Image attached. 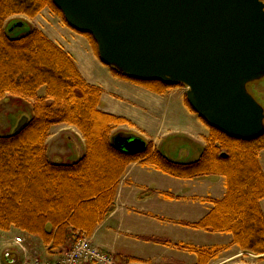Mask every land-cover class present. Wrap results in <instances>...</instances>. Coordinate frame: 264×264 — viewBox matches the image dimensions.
<instances>
[{
	"label": "trees",
	"instance_id": "obj_1",
	"mask_svg": "<svg viewBox=\"0 0 264 264\" xmlns=\"http://www.w3.org/2000/svg\"><path fill=\"white\" fill-rule=\"evenodd\" d=\"M46 8L65 22L51 0H0V100L9 96L33 102L27 123L16 133L0 135V230L17 228L38 237L50 253L65 247L70 236H91L113 212L126 169L141 163L177 179L224 177L225 198L207 199L213 205L210 214L185 225L231 235L245 254L264 257V132L242 140L209 127L206 147L192 163L171 161L150 143L143 153H124L114 146L112 133L131 123L102 111V89L85 81L71 55L39 29L10 33L6 28L12 17L34 19ZM84 36L98 56L94 40ZM110 70L155 94L177 87ZM43 87L46 96L40 97ZM62 124L77 128L85 140V155L73 164L53 163L47 155L50 130ZM181 247L198 256L197 264H208L226 249Z\"/></svg>",
	"mask_w": 264,
	"mask_h": 264
},
{
	"label": "water",
	"instance_id": "obj_2",
	"mask_svg": "<svg viewBox=\"0 0 264 264\" xmlns=\"http://www.w3.org/2000/svg\"><path fill=\"white\" fill-rule=\"evenodd\" d=\"M51 1L69 28L94 40L105 66L132 80L187 87L193 112L231 138L263 134L264 107L248 85L264 78V0ZM113 144L126 154L147 149L136 135H116Z\"/></svg>",
	"mask_w": 264,
	"mask_h": 264
},
{
	"label": "crops",
	"instance_id": "obj_3",
	"mask_svg": "<svg viewBox=\"0 0 264 264\" xmlns=\"http://www.w3.org/2000/svg\"><path fill=\"white\" fill-rule=\"evenodd\" d=\"M32 24L71 55L88 84L102 89V111L131 123L119 129L152 143L161 153L167 143L173 144L180 139H186L205 149L210 129L186 105L183 98L182 109L191 125L180 126L176 113L179 103L175 108L171 98L176 90L159 95L116 78L110 68L95 54L89 40L66 26L48 8L35 17ZM12 98L8 96L4 101L9 103ZM17 101H20L21 105L26 103L27 106L22 107L30 114L25 116L29 120L33 114L32 101ZM71 129L76 130L66 125L51 128L47 140V154L52 161V153H57L55 155L62 158L58 153H61L64 135L74 133ZM68 139L73 141L71 137ZM80 154L82 157L83 153ZM260 162L264 171V152L260 154ZM226 193L224 177L176 179L153 167L141 163L131 164L120 180L113 212L90 236L91 242L112 257L115 264H197L198 256L181 246L197 249L226 248L217 259L209 261L208 264H241L246 257L264 259L245 254L233 245L231 235L206 232L185 225L206 218L213 209L207 199L221 200L225 198ZM166 194L173 195L175 199H168ZM261 209L264 214V201L261 202ZM18 232L21 233L16 229L9 232L0 231V264H14L11 262L19 261V257L23 256L17 251L18 247L14 243L16 237L25 239L29 254L31 250L39 253L35 247L31 249L34 245L30 237L39 238L25 233L22 234L28 237L21 236ZM6 233L9 237H5ZM70 246L69 240L64 248L49 255V258L59 259ZM7 254H10L9 262L5 259Z\"/></svg>",
	"mask_w": 264,
	"mask_h": 264
},
{
	"label": "rangeland",
	"instance_id": "obj_4",
	"mask_svg": "<svg viewBox=\"0 0 264 264\" xmlns=\"http://www.w3.org/2000/svg\"><path fill=\"white\" fill-rule=\"evenodd\" d=\"M56 16L58 19H60L65 24V22L58 15H56ZM32 20L33 19H30V18L23 16V15L12 17L11 19H9L7 21L6 28L11 27L12 24H14L16 22H24L25 27L22 29H18L16 32H20V31L27 32L30 29H38V28L34 27V25L32 24ZM171 90H173V89H171ZM174 90H176V92L172 93L171 98H172V104L175 108H176L177 103H179L178 104V111H176V113H178L180 126L181 127H188L191 125V123L189 122L187 115L185 114L184 110L182 109V103H181V98H183L185 100V103H186L187 87L177 86L176 88H174ZM169 91H167V92H169ZM248 91L254 96V98L258 101V103L264 107V78L257 81V82H254L252 84H249L248 85ZM38 95L40 97L46 96V89L44 87L41 88ZM17 99L13 97L9 103H6L4 101L5 99L0 100L1 101L0 102V135L1 136H6V135L11 134L16 129L18 123L22 120L23 117H25L26 115L30 116V114L27 112L26 108L22 107V106H27L26 103L21 105V102L17 101ZM186 105H187V103H186ZM32 109H33V106H32ZM20 113H21V115H19ZM21 116H22V118L20 119ZM62 125L69 126L67 124H62ZM122 126H127V125H121V126L115 127L112 134L114 136L117 134H120V133H127L128 134L129 132L122 131L121 129H119ZM70 127H72V126H70ZM71 130H74V129H71ZM73 132L74 133L71 135H66V134L64 135L65 137L63 138V142H62L63 144L61 146L62 150H61V153H58L62 156V158L55 155L57 153H52L51 158L53 159V161L51 159H49V161H51L53 163L56 162V163H61V164L67 165V164H73L76 161H78L81 157L80 153H83V155H85V140H84L82 134L78 131L77 128ZM49 135H50V133H49ZM69 137L73 138L72 142L69 141V139H68ZM48 138H49V136H48ZM146 143H147V145L149 144V142H146ZM150 144H152V143H150ZM201 149L202 148L198 144H194L191 141H188L186 139H180L179 142H176L173 144L167 143L166 146H164V148H162L161 150H162V154H164L166 157H168L171 161H174L177 163L178 162L179 163H192V162L197 161L201 157V155L204 151V149H202V150ZM55 158H56V160H55ZM148 167H151V166H148ZM12 229L19 230L17 228H11L9 231H11ZM9 231H2V232H9ZM19 231H21V230H19ZM22 233H25V232H23V231H21V233L18 232V234H20L21 236L28 237L27 235H24ZM25 234H27V233H25ZM20 235H18V236H20ZM84 235L87 236L86 234H81L78 236L77 239H73L70 236L67 240V243L70 240V243L72 246L76 241H78L80 239L81 236H84ZM5 237H9V234L6 233ZM30 238H31L30 241L34 245V246H31V249H34V247H35V249L39 253L36 254V252L31 250L28 257H25L24 255L21 258L19 257L18 263H20L24 260H33L35 258H39L41 261L51 260L52 263H54L57 260V259L56 260L52 259L51 257L49 258V255H52L53 253H50L48 251V248L43 244L42 241H40L39 239L32 238V237H30ZM71 246H70V248H71ZM68 250H69V248H68ZM241 264H264V259H256L254 257H249V258L246 257L244 262H242Z\"/></svg>",
	"mask_w": 264,
	"mask_h": 264
},
{
	"label": "built area",
	"instance_id": "obj_5",
	"mask_svg": "<svg viewBox=\"0 0 264 264\" xmlns=\"http://www.w3.org/2000/svg\"><path fill=\"white\" fill-rule=\"evenodd\" d=\"M15 245L25 255L28 253L25 240L21 237L15 238ZM19 264H115L112 257L95 247L87 236H81L66 253L56 262H45L39 258L24 260Z\"/></svg>",
	"mask_w": 264,
	"mask_h": 264
}]
</instances>
